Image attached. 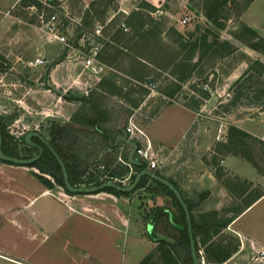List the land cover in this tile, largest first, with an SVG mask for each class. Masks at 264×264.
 Wrapping results in <instances>:
<instances>
[{
    "label": "crops",
    "instance_id": "1",
    "mask_svg": "<svg viewBox=\"0 0 264 264\" xmlns=\"http://www.w3.org/2000/svg\"><path fill=\"white\" fill-rule=\"evenodd\" d=\"M182 1L70 0L68 13H74L80 2L79 18H89L94 24L110 20L104 30L109 38L100 52L97 72L84 67L78 51L51 40L45 32L38 34L33 28L27 29L29 35L21 32V36L25 35L19 49H30L35 57L44 56L50 61L47 66H35L40 73L36 80L47 82L44 93L56 100L48 108L40 106L42 96L37 87L32 93L31 113L66 123L83 114L82 104L91 107L94 104L100 110L96 114L95 128L107 131L109 143L113 144L101 152L97 160L106 167H113L122 162L119 156L123 157L126 152L129 156L132 148L126 141H117L131 117L128 115L121 121L124 114L160 100L154 117L146 124H138L151 139L160 161L154 171L177 185L183 198L191 202L197 219L205 212H218L224 220L231 218L217 232L212 220L201 218L200 222L206 227L199 235L206 239L200 246L201 259L204 264H249L254 249L264 250V173L242 154L227 150L228 131L233 124L264 140V109L227 118L214 117L211 111L205 114L204 109L207 110L215 96L229 94V88L245 74L250 63L257 60L264 63V54L232 34L240 28L236 19L228 29L227 25L217 27L204 15L212 26L225 33L222 38L219 35L218 41L232 46L222 57L224 66L234 53L243 52L240 61L229 65L222 84L214 87V72L199 84L200 78H191L192 74L208 59L215 46L203 56L200 47L192 50V43L204 30L210 29V25L206 24L208 28H205L175 23L174 8ZM21 8L24 6L20 5V0L12 1L11 5L0 2L2 36L12 34L16 21H23ZM159 9L163 11L160 15ZM240 20L264 38V0H254L241 13ZM121 24L128 30L120 27ZM80 31L74 36L78 50ZM68 35L70 37L71 33ZM212 39L210 35L207 44ZM182 63L189 66L184 78L179 77ZM164 75L172 79L175 87H165L158 96L148 95L147 88L135 84ZM258 77L263 82L264 72ZM188 81L197 82L199 89L192 88L187 95L198 99L200 108L177 98L176 91ZM205 84H208L207 89H204ZM133 85L138 92L130 88ZM139 94L144 101L135 102L134 96ZM110 99L122 100L124 113L120 110L113 116L108 112L105 102ZM221 121L227 134L218 139ZM74 124L82 129H95L79 122ZM33 130L43 133L39 127ZM43 135L47 138L46 133ZM34 169L0 161V219L5 231L0 242V264H139L149 254H153L154 264H163L157 251L158 242L145 231L141 221L140 201L146 198L137 202L134 196L140 190L147 195L145 188L130 195L109 191L72 193L62 185L46 186L34 173L38 169ZM123 244L124 252H120ZM212 246H223L231 253L220 263L215 261L217 256Z\"/></svg>",
    "mask_w": 264,
    "mask_h": 264
},
{
    "label": "rangeland",
    "instance_id": "2",
    "mask_svg": "<svg viewBox=\"0 0 264 264\" xmlns=\"http://www.w3.org/2000/svg\"><path fill=\"white\" fill-rule=\"evenodd\" d=\"M12 1L14 0H0V2H3L5 5L12 4ZM41 2V6L36 5V9L28 8L24 5V8H21L20 12L22 13L23 21H16V26H14L13 33L8 36H2V33H0V115L3 118V121L6 123L7 130L10 134V141L13 146H16L18 149V152L20 155L25 156L27 154H36L35 151H30L27 149V144L22 141V136L25 134V132H28V130H33V128L39 127L42 129L43 133H49V129L51 127V120H48L47 118L43 117L41 115H35L31 113V105H32V93H34V89H37L39 87V92L41 94V101L40 106L42 107H50L52 104L54 105L56 100L51 97H47L45 95V87L47 86L46 83H40V81L36 80L37 74H40L37 70V67H33L29 64V61L34 59L35 52L30 51V49H27L25 51H22L19 49V44L22 42V36L25 35L23 33H27L29 35V32H27V29L33 28L34 32H40L44 31L42 30L38 13H44L45 17H49L50 15L56 13L58 16L59 22L62 24V29L64 27L68 28L67 33H71L70 40L73 43H76V34H78V31L81 33L86 28L93 27L94 23H92V20L79 18L78 12H79V6L80 2H76L78 6H76L74 13H68L70 11L69 2L70 0H54L53 2H49L48 0H39ZM97 1V0H96ZM95 2V1H94ZM202 0H183L181 5H177L176 8H174V16L173 20L178 25L182 26H189L191 25H199L201 27H205L206 24L210 25V29L213 30L217 35H220L222 38V34H225L221 32L218 28L215 26H212L206 19L203 13V9L201 8ZM15 9V7L12 9V11ZM236 8L231 7V5H228L226 7V12L230 13V18L225 19V23L228 27V29H231L232 26L235 24V13ZM186 14L190 15L192 17L191 21L187 24H183L180 22V19L185 16ZM160 15V14H158ZM98 21L95 20L94 22ZM31 23L34 24V26L30 25ZM83 23V24H82ZM82 24V25H81ZM208 28V27H205ZM22 29V30H21ZM24 29V30H23ZM2 30V14H0V31ZM70 30V31H69ZM21 32L22 36H21ZM74 34V35H73ZM44 40V39H43ZM223 44V45H221ZM232 49V46H228L227 43L220 42L219 45H216L213 50L212 54L209 55L208 59L204 61V63L201 64L200 67L197 68L196 72L192 74L191 78H200L197 82L202 80H205L206 77H208L210 72L215 73L216 79L213 82L214 87L222 84V80L224 78V75L228 72L229 65L240 61L242 59V50L239 52L234 53L230 57V61L227 62V66H224V59L222 58L227 51H230ZM21 50V51H20ZM22 56V58L18 59V56ZM244 54V53H243ZM228 60V59H226ZM50 63V62H49ZM48 63V64H49ZM47 64V65H48ZM46 65V66H47ZM254 71H251L250 73H247L242 81L237 85H232L231 88H229V94H225L222 96H215V98L209 103L207 110L204 109L205 114L208 111H211L210 115H213L214 117H224L227 118L229 115L235 116V115H242L245 113H253L257 110H262V107L264 108V100L262 98L257 97V91L260 88H264V81L262 82L260 78L258 77ZM42 78H44V73H42ZM153 79V82L156 83V91L151 92L147 87L148 95L152 96H158L159 91L164 90L165 87H170V89H174L175 85L172 83V79L164 75V77H159L157 79L151 77V80ZM149 80V79H147ZM197 80V79H196ZM39 82V83H38ZM193 82H186L184 84V87L182 86V91L177 90V98L181 97L184 103H187L192 106H199L201 107V102L198 99H193L192 97H189L187 95V92L191 94L192 88H198V85ZM143 83V82H142ZM135 84L143 86L139 82H135ZM222 86V85H221ZM235 86V87H234ZM134 90V92H138L136 85L131 86ZM226 89V87H225ZM179 91H181L179 93ZM228 91V90H227ZM35 92H37L35 90ZM218 94V93H217ZM201 95H204L203 93ZM194 96V95H193ZM143 96L135 95L134 101L138 102L139 100L144 101ZM34 101V100H33ZM205 102V101H204ZM107 109L108 112H110L113 116H116L119 114V111L122 109L123 102L120 99H110L107 102ZM82 112H90L92 113V107L87 105L86 103L82 104ZM160 107V100L157 102H154L152 105H145L144 107L140 108L139 110H133L131 109L130 112H126L122 117L124 119H121V121H125V117L128 115L134 117L137 124H146L148 121H150L154 115L158 112ZM122 113H124V109L121 110ZM44 119V120H43ZM127 119V118H126ZM92 138V137H91ZM99 136L95 135L93 137L92 142L96 143L97 148L99 144ZM94 145V147H96ZM93 147V148H94ZM96 149V148H95ZM98 156V155H97ZM155 156L157 157V153L155 152ZM92 159V160H91ZM98 158H90L92 167L94 168L93 164L98 163ZM34 170H37L36 168ZM131 183V182H130ZM127 183V184H130ZM137 202L140 201V204L142 202V205L139 206L142 208L140 210L141 214V221H143V227L145 231L147 230V215L152 210L154 206H160V205H169L170 204V197L167 196L165 193H159L155 194L154 196L148 192L147 195L143 192V190L138 191L134 194ZM153 196V197H152ZM0 197H2V194H0ZM138 209V208H137ZM2 218V217H0ZM157 226V234L158 235H168L171 234V236L176 237L178 236V233L174 231L172 228H169V233L164 228L165 224L164 222L158 223ZM5 231H2V219H0V242H2V234H4ZM170 239V237H169ZM122 240V239H121ZM179 253L183 259L187 258V249H182L179 244H176ZM125 249L124 244L120 246L119 250L120 252H124ZM141 250L138 251V253ZM259 250L254 249V253L251 255V258H249V264H264V258L262 259L259 257ZM142 257V256H141Z\"/></svg>",
    "mask_w": 264,
    "mask_h": 264
},
{
    "label": "trees",
    "instance_id": "3",
    "mask_svg": "<svg viewBox=\"0 0 264 264\" xmlns=\"http://www.w3.org/2000/svg\"><path fill=\"white\" fill-rule=\"evenodd\" d=\"M48 1L53 2L54 0ZM253 1L254 0H202L201 8L203 9L204 15L220 28H224L226 26L225 19L230 18V13L226 12V7L231 5V7L236 8L237 10L235 13V19L239 22L240 28L238 31H233L232 34L236 38L242 40L252 49L264 54V38L260 36L256 30L240 20L241 13L247 9ZM20 5L41 6L42 4L39 0H20ZM139 25L142 26V22ZM210 35L213 37V39L211 42H209V44H207V40ZM218 38L219 35L215 34L210 29H206L201 33L199 38H197V40L192 43V50L196 47H200L201 56H203L206 51H208V49L220 44ZM180 66L181 74L179 77L184 78L189 66L186 63H182ZM251 71H254L259 76L262 75L264 72V63L258 60L250 63L245 74L242 75L233 85L237 86L242 81L244 76ZM143 87L145 86L143 85ZM257 97L264 100V88H260L257 91ZM262 109L264 108L262 107ZM92 111V113L84 111L79 118L75 116L71 119L72 121H68L66 123L52 120L49 133L46 134L47 139L64 161L70 182L74 186L99 185L108 180H116L123 185L133 182L136 174L143 168L148 167L147 161L143 160L142 158H138L141 164L130 163L129 165L126 163L117 162L113 165V167L107 165V172L98 170L96 167L91 168L92 159L90 160V158H97L101 152L113 145L109 143L107 131L95 128L97 124L96 114L100 111L99 108L93 104ZM0 121L3 134V150L6 154L20 158H31L37 154L29 153L25 156L20 155L17 147L13 146L9 140L10 134L1 115ZM75 122L91 125L95 129L88 130L78 128V126L74 124ZM26 133L27 132H25V134ZM25 134L22 136L23 142H25ZM95 135L99 136L98 139L100 145H98V148L96 143L92 142ZM33 141L41 144L44 152L38 161L33 164H29L28 166L38 169V171H34V173L46 186L53 188L55 185H62L66 188L63 178V171L56 157L38 137H33ZM94 145H96V147H94ZM227 148V150L232 153L242 154L250 162H252V164L258 169L260 173H264V140L254 137L245 130H242L236 125L231 124L228 131ZM27 149L29 152H38L37 148L30 145L27 146ZM123 159L128 161L127 152L123 153ZM0 161L11 163L1 158ZM106 173L107 176L105 177L104 175ZM217 175L221 177V173L218 172ZM127 176H129V179L126 182L122 181V179ZM141 188H145V190L150 192L153 196L156 193H165L171 199L169 205H163L166 207V211H162L155 216L153 231L149 232V235L158 242L157 251L159 252V256L162 259L163 264H193L186 213L179 199L168 186L151 178L150 176L145 175L141 178L137 187L131 192L119 191L115 188H105L101 191H109L118 195H130ZM184 200L190 211L193 233L196 239L198 256L200 259V246L206 243L205 237L200 238L199 236L203 230H206L204 223L200 222L201 218L204 219V221H207V219L212 220L217 226L214 228L215 232L220 231L223 227H225L230 222L231 218L224 220V217L219 215L218 212H205L200 214L199 219H197L193 212L191 202H189V200L186 198H184ZM160 207L162 206H154L149 214H146L147 216L145 215L147 220L151 214ZM160 222L167 224L164 226L166 231L171 233L169 228H172L178 233V236L173 237L171 234L159 236L156 229L159 225L158 223ZM176 244H179L182 249H187L188 254L186 259L181 257ZM212 250H214V253L217 256L215 261L220 263L223 262L231 253V250L226 251L223 246H212ZM139 264H154L153 254L147 255L143 260L140 261Z\"/></svg>",
    "mask_w": 264,
    "mask_h": 264
},
{
    "label": "built area",
    "instance_id": "4",
    "mask_svg": "<svg viewBox=\"0 0 264 264\" xmlns=\"http://www.w3.org/2000/svg\"><path fill=\"white\" fill-rule=\"evenodd\" d=\"M30 8L36 9L35 5L30 6ZM162 10H157L158 14H161ZM10 12H5V14H9ZM38 18L42 27V30L48 34L51 40H56L63 43L67 48L71 51H78L81 56L82 63L85 68L91 69L93 71H99L98 64H100V52L105 45V42L108 40L109 36H107L104 32L106 26L108 25L110 20L105 22L99 21L93 25L91 28H86L80 35V48L76 49L75 43L70 40V37L66 30L62 29V24L58 20V16L56 13L50 15L49 17H45L44 13H38ZM192 17L188 14L183 16L180 19V22L183 24H187L191 21ZM120 27H124L125 30L128 28L125 24H121ZM50 61L44 56L35 57L33 60L29 61L31 66L38 65H47ZM142 85L147 87L151 92L156 91V83L149 78L148 81L141 82ZM208 84L204 85V89H207ZM224 122L221 121L219 127V135L218 139H223L227 134V131L224 130ZM126 132L129 135V138L136 141L138 144L136 155L141 157L143 160L147 161L148 167L151 170H155L160 166L159 159L155 156V151L153 147V143L151 139L148 137L145 130H143L135 121L134 117L131 116L128 119V123L126 126ZM119 160L123 163L129 164V160L123 159L122 156H119ZM96 169L107 172V167L102 163H95L93 165ZM107 176V173L104 175ZM129 179V176L122 179V181L126 182ZM116 181V180H114ZM259 254L262 259L264 258V250H259ZM200 264H204V260L200 258Z\"/></svg>",
    "mask_w": 264,
    "mask_h": 264
},
{
    "label": "water",
    "instance_id": "5",
    "mask_svg": "<svg viewBox=\"0 0 264 264\" xmlns=\"http://www.w3.org/2000/svg\"><path fill=\"white\" fill-rule=\"evenodd\" d=\"M122 132H123V134H120L118 136L117 141L119 139H121L123 141L128 142L131 145L132 148H131V151H130L129 156H128L129 162L135 163V164H141V162L136 157V150L138 147L137 142L130 139L128 133L125 130H123ZM33 137H38L50 149V151L56 157V159L58 160V162L62 168V171H63V178H64L65 186H66L67 190H69L70 192H73V193H95V192H99L105 188H115L119 191L131 192L132 190H134L137 187L141 178L145 175L150 176L151 178H153V179L165 184L166 186H168L175 193V195L179 199V201H180V203H181V205H182V207L186 213L193 264H200V259L198 256V250H197V245H196V239H195L194 233H193L190 211L188 209V206H187L180 190L169 179L160 176L155 171L146 167V168H143L142 170H140L136 174L133 182H131L130 184H127V185L120 184L119 182L114 181V180H108V181H105L99 185L74 186L69 180L68 171H67V168H66L64 161L62 160V158L60 157L58 152L54 149V147L51 145L50 141L41 132H39L37 130L28 131L24 137L26 144L33 146V147L38 149V152L35 156H33L31 158H20V157H15V156L6 154L3 150V134H2L1 121H0V158L5 160V161H9L11 163L20 164V165H29V164L35 163L36 161H38L42 157L44 149H43L41 144L33 141ZM162 211H166V207H160V208L156 209L151 214V216L149 217L148 222H147L148 232L153 231L154 218L158 213H160Z\"/></svg>",
    "mask_w": 264,
    "mask_h": 264
}]
</instances>
